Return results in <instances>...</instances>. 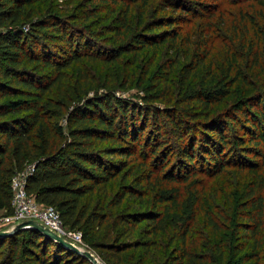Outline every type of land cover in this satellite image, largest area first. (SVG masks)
Here are the masks:
<instances>
[{"label": "trees", "instance_id": "trees-1", "mask_svg": "<svg viewBox=\"0 0 264 264\" xmlns=\"http://www.w3.org/2000/svg\"><path fill=\"white\" fill-rule=\"evenodd\" d=\"M47 1L49 7L55 3L53 8L74 2L0 0V210L14 213L12 178L32 165L27 193L57 209L62 224L79 229L104 264H264L260 172L253 182L240 185L243 204L233 220L216 205L214 211L202 206L201 194L195 190L181 197L179 186L173 184L200 173L216 176L232 161L241 171L245 166L239 158L227 159L226 148L234 153L239 148L228 145L226 130L228 121L236 122L235 113L251 122L248 113L239 107L233 114L215 112L214 106L233 96L239 82L253 84L248 103L254 101L257 109L264 103V78L253 83L237 64L240 58L249 69L261 67L264 0H160V9H168L165 15L169 9L172 13L180 9L181 15L148 21L144 15L149 0H142L139 28L131 25L129 1L107 0L114 8L105 18L113 19L111 26L105 28L113 31V39L105 49L91 48L95 38L78 28L68 31L67 18L45 16ZM247 1L258 2L260 8L253 13ZM119 3L124 10L116 14ZM86 11L84 22L100 15L96 8ZM195 21L203 24L204 31L199 34L200 49L191 54L193 35L182 30L186 25L195 27ZM215 21L231 33L240 32L246 49L245 54L239 49L240 53L227 54L220 66L208 59L217 39ZM166 43L171 54L150 72L161 51H167ZM147 54L152 59L144 73L138 80L133 78L141 90L138 99L119 95L116 90L132 86L124 68L134 76ZM87 61L100 63L107 72L97 78ZM164 128L173 134L180 170L169 167L167 154L172 147L161 150L167 142ZM246 129L255 148H247L243 138L239 147L256 151L264 165V127L260 130L253 124ZM197 142L204 148L198 159ZM118 177L123 181L133 177L132 183L110 197L108 185ZM144 182L154 193L150 201H144L137 188ZM163 182L172 184L163 187ZM97 193L102 199L94 203ZM199 216L212 233L229 229L224 241L218 235L212 242L203 241L200 251L192 247L190 234ZM4 246L9 250L7 264H18L24 257L25 264H94L34 227L0 236V251ZM50 247L56 248V254H50Z\"/></svg>", "mask_w": 264, "mask_h": 264}, {"label": "rangeland", "instance_id": "rangeland-1", "mask_svg": "<svg viewBox=\"0 0 264 264\" xmlns=\"http://www.w3.org/2000/svg\"><path fill=\"white\" fill-rule=\"evenodd\" d=\"M102 1V2H101ZM130 4V14L131 16V22L132 26L135 28L138 26L141 27V24L137 23V19L141 12V1L142 0H127ZM215 1V0H214ZM249 3H252L253 6L251 8V5ZM55 3L49 7V1L45 3V8L43 14L49 15V14H56L62 17L63 19H68V26L67 30L72 31L73 28H78L80 32L84 31V35H89L92 39L95 38L94 42L96 43H90L89 46L93 49H97L99 45L102 49H105L107 45L110 43V40H112L113 31L109 28H105L106 26H111L110 23L113 21V19H105L110 10L114 8L112 5V2H108L107 0H74V2H66L64 1L61 5H58L57 7H54ZM248 8L252 10L253 13H255V9L258 7V2H246ZM160 0H149L148 5L146 7V13L144 15V20L148 21L152 18L161 17V16H173L174 14L176 17H178L180 14V9L176 13H172L169 9V12L165 15V11L168 9H160ZM229 8H234L230 7ZM53 8V9H52ZM96 8V11L100 13V15L96 18H92L87 22L82 21L83 14L87 12L86 10ZM117 13H122L124 10V7L121 3H119L116 7ZM260 8V7H258ZM50 9V11H47ZM204 9L203 7L201 8ZM258 10V9H257ZM69 16V17H68ZM73 16V17H72ZM195 20V19H194ZM197 22V21H195ZM204 22V21H203ZM180 26L182 23H177ZM204 26L201 22H197L195 27H192L191 25L184 26L182 32H186L187 30L190 31V33L193 35V40L190 43V53L192 54L194 51H196L198 48L200 49V40H202L199 36L201 32L204 30ZM214 33L216 34V38L214 43L211 45V52L208 56V59L212 58L213 62L220 66L225 63L224 58L227 56V54L231 53L232 51L241 50L243 54L246 53V49L243 45H241V41L243 40V36L240 32L231 33V29L228 30L225 26H223L218 21H215L213 26ZM76 34V33H75ZM77 36V35H76ZM215 36V35H214ZM220 36V37H219ZM224 36L223 40L222 37ZM209 38L210 35H208ZM56 41V39H54ZM228 43V46L227 44ZM59 44H63L59 42ZM169 43H166L165 49L167 51H164V49L161 51L159 56L154 60L153 66L150 67L151 70L155 69L156 67L160 66V63L164 60H166L167 56L171 54V51L169 49ZM203 46V45H202ZM202 48V47H201ZM183 51L185 52L184 48ZM240 51H236V53ZM189 53V59L191 58V55ZM60 54V52H59ZM183 57L186 56L185 54H182ZM149 58L152 59V55H145V57H141V63H139L135 70L134 76L131 75V71L128 68H124L126 72L129 75V80H132V86L126 87L125 89H118L116 92L124 97L131 98L133 100L138 99V94L140 93V89L136 86V83L133 81L138 80L142 76V73H144V69L146 68V64H148ZM247 59H251L250 56L246 57ZM185 60V58H183ZM262 64L261 67L258 66L256 68L249 69L245 63V59L241 60L240 58L237 59V64H241L243 71L246 73L247 76L253 77V83H259L258 78H264V57L261 58ZM93 72H96L95 75L98 78V75L102 72V75H105L107 72L106 67H102L100 63H92L88 62L86 63ZM135 78V79H133ZM253 85V84H252ZM252 85H246L243 82H239L235 84L233 87V96H230L225 102L214 106L215 112H232L230 114H233L235 109L237 107L239 108H245L246 112L248 113V118L251 120V122H247L244 117L241 116L240 113H235L237 115L236 122H233V120H230L227 122V130H226V136L228 140V145H231L232 148H235L239 150L234 153L233 150H229V148H226V156L227 159H234L239 158V164L245 165L242 167V171L238 169L237 165L232 161L230 166L223 172L216 174V176H212L209 174H197L195 177H189L188 180L185 181H178L174 182V185L179 186L181 191V197L186 196L188 191L195 190L199 194H201L202 198V206H205L207 209H213L216 210L214 207L216 205L217 208L222 210L225 214L230 216V219H236V212L240 208V206L243 204V199L241 198L242 193L238 194V190L240 188V185L243 186L247 182H253V180L258 176L259 172L264 177V165H262V157L257 155V152L252 150L255 148V143L248 140V133L246 127L255 124V126L261 130L262 127H264V116L261 115V112H264V103H261L258 105V108L250 101L248 103L249 94L254 91L253 88H251ZM92 94V93H91ZM248 98V99H247ZM263 102V101H262ZM252 103V105H250ZM257 104V103H255ZM234 110V111H233ZM235 115V116H236ZM63 124H65L66 120L64 117L62 118ZM262 126V127H260ZM151 127V126H150ZM261 131H264L261 130ZM164 133L166 135L165 139H167V142L163 144V147H161V150L163 148H167L168 146H171L172 148L168 152V156L170 157V163L169 167L175 168V170H180L179 168V161L181 159V156L178 153V149L176 147V142L173 140V134L171 132H168L164 128ZM262 142L261 145L264 147V133L262 132ZM235 135V136H232ZM234 138V140H233ZM246 139L247 143L245 146H248L247 148L250 149L249 152H245V149H242V147H239L240 145V139ZM235 139L237 141H235ZM260 145V146H261ZM167 146V147H166ZM203 146L201 145V142H197L196 147V158L198 159V155L200 154V151L203 150ZM260 149V147L256 148ZM203 155L207 156V153L202 152ZM236 155V156H235ZM204 156V157H205ZM198 165V164H197ZM168 168V167H167ZM249 173V174H248ZM132 178H129L125 181H123L120 177H118L116 180L112 181L110 185H108V192L110 194V197L114 195L117 191L120 190L122 185L125 183L130 184L132 183ZM147 182H144L140 185H138V190L142 193V198L145 200H151L153 197V191L148 189ZM172 184V183H171ZM171 184L168 183H162L163 187H169ZM245 187V186H244ZM217 192V193H216ZM241 192V191H240ZM224 196V197H223ZM225 198H229V202L226 201ZM102 199V196L97 193L94 196V203ZM141 199V198H138ZM37 205L41 206L42 204L37 202ZM147 206V203L144 204ZM151 205V204H150ZM149 205V206H150ZM93 207V205H92ZM137 207V206H136ZM134 206V208H136ZM122 209V208H120ZM119 208H116L115 210H120ZM4 210H0V230H7L13 228L17 223L23 221L21 219L17 218H11L7 216ZM212 212V211H211ZM202 216H199V222L195 223L193 225L192 232L190 234V241L191 246L194 247L196 250H201V244L203 241L208 240L210 242L213 241V238H216L218 235L222 237V241H224V238H226V235L229 234V229H223L219 234L212 233L210 229L205 225V223L202 222ZM62 233L65 234V236L68 239H71L74 241L76 245H78L81 249H90L95 254L97 253L96 250L90 247L88 244V241L83 239L81 235V232L79 229H73L69 226H65L64 224L61 225ZM212 234V235H211ZM71 241V242H72ZM235 242V240H233ZM204 248V247H203ZM204 250H207V247L204 248ZM212 250V249H211ZM209 251L210 254H214L216 256L215 251ZM50 254H56V248L50 247ZM62 256H67V253H61ZM98 254V253H97ZM9 255V250L7 246H4L0 251V264H5L6 258ZM238 259V258H236ZM26 257L19 260L18 264H25ZM261 262H264V259L261 260ZM7 264V263H6ZM221 264V263H218ZM235 264V263H234ZM236 264L238 262L236 261ZM248 264H253L251 262H248Z\"/></svg>", "mask_w": 264, "mask_h": 264}, {"label": "built area", "instance_id": "built-area-1", "mask_svg": "<svg viewBox=\"0 0 264 264\" xmlns=\"http://www.w3.org/2000/svg\"><path fill=\"white\" fill-rule=\"evenodd\" d=\"M33 169L32 165H29L24 170L18 172L12 178L13 188V207L14 213L7 215L11 218H17L21 220L35 219L48 226L65 239H68L64 233H62L61 225L62 220L57 209L52 206L37 205L36 199L33 195L26 191L27 176ZM81 236V235H80ZM74 243V241H72Z\"/></svg>", "mask_w": 264, "mask_h": 264}, {"label": "water", "instance_id": "water-1", "mask_svg": "<svg viewBox=\"0 0 264 264\" xmlns=\"http://www.w3.org/2000/svg\"><path fill=\"white\" fill-rule=\"evenodd\" d=\"M25 227H34L38 230L42 231L46 235L52 237L54 240L59 241L61 244L83 254L87 258H89L94 264H104L98 256L91 251L90 249H81L75 243L65 239L63 236L49 228L48 226L44 225L42 222L35 220V219H26L19 223H17L13 228L7 230H0V236H7L13 234L14 232L18 231L21 228Z\"/></svg>", "mask_w": 264, "mask_h": 264}]
</instances>
